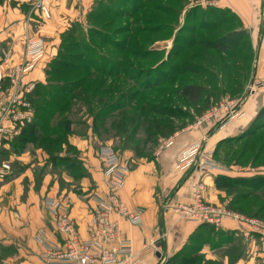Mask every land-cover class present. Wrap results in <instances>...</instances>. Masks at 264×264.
I'll return each mask as SVG.
<instances>
[{"label":"rangeland","instance_id":"rangeland-1","mask_svg":"<svg viewBox=\"0 0 264 264\" xmlns=\"http://www.w3.org/2000/svg\"><path fill=\"white\" fill-rule=\"evenodd\" d=\"M44 1H38L40 15L35 13L34 19L46 25L51 16L48 18L42 11L41 4L47 8L50 5ZM212 1L93 0L87 15L61 31L59 43L48 46L49 53L55 48V54L53 58L49 57L43 69L46 80L36 85L28 97L27 89L22 87L27 75L22 73L28 60L26 54L23 62L6 64L4 53L9 45L0 43V96L11 88H18L29 104L25 109L32 115L21 126L25 140L15 144L25 143L33 150L27 152L37 157L33 170L38 179L47 174L55 175L64 190V196H46L42 201L48 211V223L58 238L56 242L38 235L37 240L44 245L42 254L48 247H63L48 201L64 203L78 230L72 204L66 196L74 193L89 203L87 236H81L85 240L89 236L93 211L98 206L96 197L100 192L95 189L91 173L81 166L70 146V153L66 148L63 150L71 126L75 127L78 136H90L105 179L100 157L103 145L119 150L122 165L129 173L132 157L135 160L152 159L157 152H162L163 144L175 141L174 138L187 132L188 128L191 129L183 136L195 133L192 130L195 128L205 137L193 142L189 148L198 144L201 149L199 162H204L205 156L208 159L213 156L207 147L209 132L244 116L238 109L251 95V88H258L256 82H249L254 52L250 39L248 46L240 44L228 50L216 48L218 42L240 27L235 16L219 9V4H210ZM6 3L9 1L0 0L1 17ZM6 25L4 18H0V37L5 28L11 29L14 24ZM11 77L20 82L12 87ZM189 85L204 88L199 101L190 102L181 96L180 90ZM236 114L240 116L234 117ZM253 121L241 133L218 143V158L228 170L224 172L229 174L232 167L238 166L242 176L230 178L224 174L218 177L219 188L225 193L224 203L207 202L202 195L201 200L209 206L226 207L246 217L264 220V121L251 125ZM127 152L132 154L130 159L123 158ZM4 162H0V169ZM7 165L10 166L9 175L13 168L10 163ZM67 175L71 177L70 182L64 179ZM225 177L235 180L229 182ZM198 188L201 194L203 185ZM180 205L184 204L176 207ZM199 224L201 228L193 239L170 258L174 260L173 264L193 258L195 264H221L218 259H207L203 248L219 249L218 252L231 258L234 256L232 251H251L245 239L251 234L256 237L257 261L264 264L261 254L264 253V234L261 232L247 234V227L243 233L229 232L222 227ZM222 247L225 248L220 250ZM3 257L1 254V262Z\"/></svg>","mask_w":264,"mask_h":264},{"label":"crops","instance_id":"crops-1","mask_svg":"<svg viewBox=\"0 0 264 264\" xmlns=\"http://www.w3.org/2000/svg\"><path fill=\"white\" fill-rule=\"evenodd\" d=\"M8 1L9 3L4 5V16H0L1 19L4 18L5 26L9 23L14 24L11 29L5 28L0 37V43L7 42V46L9 45L6 51L8 53H4L6 64L9 62L19 64L18 62L24 61L25 46L28 41L38 37L45 41L42 54L31 62L32 69L22 81V87L27 89L25 93L28 97L31 94L29 92L34 90L36 85L46 80L43 69L49 57L53 58L55 54V48L52 53H49L48 46L59 43L61 31L87 15L93 0H45L50 4L48 8L51 12V19L46 20V25L34 19L35 13L40 15V7L37 4L39 0ZM8 4L11 6L9 7ZM210 4H219V9L230 10L239 20L240 29L247 30L255 56L253 74L249 82L253 84L264 81V0H213ZM17 64L11 65L18 66ZM7 74L8 72L4 78ZM263 106L264 86L255 89L239 107L240 114L244 116L209 132L207 147L210 148L208 152L211 151L213 154L209 158L218 167L205 173L197 169L183 171L178 167L182 153L189 149L193 142L204 140L205 134L199 129V132L196 131L195 128L192 129L195 133L186 135L188 137L183 135L191 128H188L184 134L177 135L172 145L160 153L157 152L152 159L135 160L131 152L125 153V156L123 154L124 159L132 157L133 165L130 167L121 198L129 207L144 209L145 214L143 224L137 227L120 220L122 231L130 240L135 252L153 241H159L161 251L160 256L158 254L149 256L143 264H170L172 261L170 258L180 252L200 230L201 224L181 219L172 209L179 204L192 203L197 196L200 184L203 185L201 195L205 201L224 203L225 193L216 185V179L220 175L227 174L224 171L228 170H225L226 165L221 164L218 158L220 154L218 143L241 133L242 129L255 119ZM23 113L25 116L31 115L27 109H24ZM23 123L22 121L16 123L20 135L21 132L23 133L21 129ZM74 128L71 126L68 136L66 135L68 143L63 145V150L66 148L70 153L68 146L71 147L81 166L91 173L95 189L103 192L106 190L105 179L94 145L90 142L91 138L89 135L78 136ZM20 135H13L0 142V162L10 163L13 168V173L0 179V255H4V261H0V264H43L41 255L44 245L37 240L38 235L56 242L58 238L48 223V211L42 201L46 196H64L62 193L64 190L61 189L55 175L47 174L39 179L36 177L33 169L36 167L37 157L27 152L33 150L25 143L15 144L18 140H25L24 136L21 139L22 135ZM237 169L238 166L232 167L226 176L230 178L242 176ZM236 172L238 175H232ZM70 178L69 175L64 177L67 182H70ZM66 197L72 204L73 217L84 238L87 236L89 203L86 200L82 201L74 193ZM222 229L243 233L242 230L245 227L242 228L232 221H227ZM253 237L251 234L250 238H245L251 251L243 249V251H232L234 256L231 258L223 252H218L219 249H210L209 246H205L202 252L207 259H218L221 264H259L256 258L259 253H255L258 251L255 248L256 237ZM261 254L264 258V253Z\"/></svg>","mask_w":264,"mask_h":264},{"label":"built area","instance_id":"built-area-1","mask_svg":"<svg viewBox=\"0 0 264 264\" xmlns=\"http://www.w3.org/2000/svg\"><path fill=\"white\" fill-rule=\"evenodd\" d=\"M42 11L48 18L51 16L47 5H42ZM44 49V42L41 38L29 41L27 45L26 58L28 59L22 73H28L31 69V62L38 59ZM13 85L19 83L13 77ZM256 87L264 86V81L257 82ZM253 86V87H255ZM254 92V89L251 88ZM27 100L19 92L18 88H11L0 96V140H5L18 134L16 123L30 120L25 116L23 110L29 107ZM240 114V113H239ZM240 115L234 116L237 117ZM233 117V118H234ZM173 140L163 144L165 147L171 145ZM200 146L196 144L183 153L179 161V169L189 171L197 169L200 172H207L217 168V164L206 156V160L199 162ZM160 153V151L158 152ZM105 168L106 190L98 193V206L92 214V222L89 226L88 239L81 238L77 225L70 217L66 205L61 201H48V207L55 217L56 230L61 235L63 247H48L41 255L43 264H143L149 256H156L161 253L159 241H153L135 252L121 228L120 220L129 225L137 227L143 224V210L132 208L123 203L121 192L125 186L128 168L122 165V157L117 150L110 145H103L100 149ZM10 166L4 163L0 169V178H4ZM181 219L198 221L213 227H223L228 220L240 224L249 229L250 232H261L264 234V220L250 218L235 213L226 207H213L203 203L200 192L191 204L180 205L173 209Z\"/></svg>","mask_w":264,"mask_h":264},{"label":"trees","instance_id":"trees-1","mask_svg":"<svg viewBox=\"0 0 264 264\" xmlns=\"http://www.w3.org/2000/svg\"><path fill=\"white\" fill-rule=\"evenodd\" d=\"M225 11L232 14L230 12V10H225ZM238 23L240 24V22H238ZM220 42H222V43H220ZM220 42L217 43L216 48L221 49V50H228L230 48L237 47L240 44L248 46L250 44L249 43V33L247 32V30L239 28V29L235 30L234 32H232L230 35L223 38ZM65 69H66V67H65ZM203 92H204V88L201 86H196V85H189V86H186L180 90L181 96L186 98L190 102L199 101L203 95ZM262 121H264V106L259 110V112L257 113V115H256V117H255V119L251 125L259 124ZM22 138H23V136L21 137V139ZM117 151H119V150L117 149ZM225 179H226V177H225ZM226 180H230L229 182H234L235 179H226ZM216 185L218 187H221L219 184V178L216 179ZM252 218H254V217H252ZM173 261L174 260L170 261V264L171 263L173 264L174 263ZM195 262H196V260L193 258V259H189V261L188 260H186V261L182 260L180 264H195ZM197 264H199V262Z\"/></svg>","mask_w":264,"mask_h":264},{"label":"water","instance_id":"water-1","mask_svg":"<svg viewBox=\"0 0 264 264\" xmlns=\"http://www.w3.org/2000/svg\"><path fill=\"white\" fill-rule=\"evenodd\" d=\"M158 256H160V255L158 254Z\"/></svg>","mask_w":264,"mask_h":264}]
</instances>
